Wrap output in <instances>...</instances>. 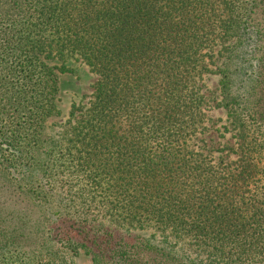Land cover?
I'll use <instances>...</instances> for the list:
<instances>
[{
    "label": "trees",
    "instance_id": "16d2710c",
    "mask_svg": "<svg viewBox=\"0 0 264 264\" xmlns=\"http://www.w3.org/2000/svg\"><path fill=\"white\" fill-rule=\"evenodd\" d=\"M1 1L0 264H264V0Z\"/></svg>",
    "mask_w": 264,
    "mask_h": 264
},
{
    "label": "rangeland",
    "instance_id": "374dc122",
    "mask_svg": "<svg viewBox=\"0 0 264 264\" xmlns=\"http://www.w3.org/2000/svg\"><path fill=\"white\" fill-rule=\"evenodd\" d=\"M5 2L0 0V11H6L7 6L3 5ZM72 73L62 76L61 79V96L62 101L60 103V120H64L69 111V107L73 102H79L81 99L84 100L82 104L86 103L87 98L91 95L93 87L96 83L97 78L91 74L87 68L79 64H73ZM205 83L208 89H214L216 87V77L208 76L205 78ZM84 97V98H82ZM209 116L215 121V127L220 129V126L224 124L225 114L221 111H210ZM229 135H227L228 137ZM220 142L223 140H219ZM6 214L1 212L0 215ZM7 215V214H6ZM8 229L7 225L0 224V230L4 232ZM41 246H50L56 255L55 262L58 264H94L92 256L86 251L82 250L77 256H71L65 252H61L59 245H55L50 242L41 243Z\"/></svg>",
    "mask_w": 264,
    "mask_h": 264
}]
</instances>
